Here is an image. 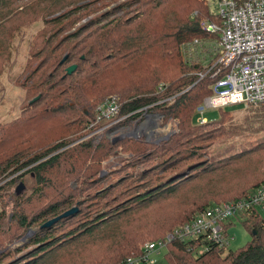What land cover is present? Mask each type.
<instances>
[{
  "label": "trees",
  "instance_id": "1",
  "mask_svg": "<svg viewBox=\"0 0 264 264\" xmlns=\"http://www.w3.org/2000/svg\"><path fill=\"white\" fill-rule=\"evenodd\" d=\"M27 2L0 0V76L11 58L14 30L40 19L46 25L34 38L31 52L38 61L24 82L27 98H40L27 103L17 118L0 123V183L17 175L0 185V193L19 179L26 184L30 173L34 182L18 197L11 219L0 211V264H122L209 206L242 198L264 183V136L215 163L193 161L211 157V144L225 134L233 114L222 111L219 119L195 122L196 109L216 79L210 73L200 79L198 73L206 69L188 60L182 45L209 37L201 25L204 18L213 19L206 0H149L136 22L117 19L113 27L93 30L83 24L64 46L54 44L51 33L56 27L74 28L82 5L34 0L31 8ZM72 64L77 68L68 74ZM112 94L120 96L119 113L89 128L98 105ZM259 104L253 119L264 124V102ZM144 107L178 120V130L160 143L113 139L107 133L97 143L84 138L110 121L139 117ZM118 148L129 153L126 163H141L145 171L100 175L103 162ZM177 165L187 168L170 176ZM50 172L56 180L47 177ZM74 205L77 212L42 227ZM245 218L253 235L245 246L214 247L196 256L192 250L198 242L174 241L166 260L264 264V215L254 211ZM35 226L28 242L12 247Z\"/></svg>",
  "mask_w": 264,
  "mask_h": 264
},
{
  "label": "built area",
  "instance_id": "2",
  "mask_svg": "<svg viewBox=\"0 0 264 264\" xmlns=\"http://www.w3.org/2000/svg\"><path fill=\"white\" fill-rule=\"evenodd\" d=\"M206 1L211 17L217 21L205 19L201 25L208 33L219 35L218 40L211 44L210 39L194 38L182 46L188 60L200 62L206 69V72L198 73L200 79L208 73L216 79L212 85V93L196 109L195 122L198 124L208 122L205 116L207 108L223 109L231 105L250 106L264 102V0H213L216 8L214 13H211V0ZM160 87L163 88V84ZM119 111V96L106 98L98 105L96 120L91 122L89 128L102 120H111ZM140 111L145 117L139 131L149 129L151 133L146 139L150 140L155 132L151 128L157 127L163 116L150 113L147 107ZM121 119L110 121L84 138H92L94 143L104 133L113 139L118 138L120 135L116 137L111 131ZM168 135L159 137L154 142H160ZM254 211L264 215V183L242 198L209 206L187 223L168 232L163 239L146 243L142 255L130 256L122 264L147 261L152 252L168 250L169 244L174 241L198 242L192 250L196 256L214 247L228 249L232 239L228 221L237 216L245 218Z\"/></svg>",
  "mask_w": 264,
  "mask_h": 264
},
{
  "label": "rangeland",
  "instance_id": "3",
  "mask_svg": "<svg viewBox=\"0 0 264 264\" xmlns=\"http://www.w3.org/2000/svg\"><path fill=\"white\" fill-rule=\"evenodd\" d=\"M75 1H76L75 4H78V6L82 5L81 7L77 8V10L80 11L79 14L81 15L80 16L81 18L79 19L78 24L74 28H70L67 31L57 30L58 27H56V29L51 33V34L54 33L51 36L53 39L52 42L54 44L57 45L60 44L61 46L68 45L69 44L68 39L70 34L76 28H78L83 24L86 25L89 24L90 26L89 28L93 30L105 25H108L109 27H113L115 20L117 19L124 20V22L125 21L127 22V20L129 21L133 20L136 22L137 21L136 19L142 18L143 10L149 0H75ZM157 1L160 2L165 0H152V2L158 3ZM33 3L34 0H28L27 5H31ZM210 6H211V13L216 12L215 2L213 0H211ZM32 7L33 6L31 5V8ZM21 8L22 7H19L18 9H16V11H18L19 9L21 10ZM80 8H82V10ZM57 14H59V12ZM205 19H210V18H204L203 20ZM213 20L217 21V19L214 17ZM45 26L46 25L44 24L43 21H41V19L33 23L24 22V24H22L18 29L14 30L12 34V38L10 40L11 42L10 47L12 50L11 58L5 72L0 76V123H4L14 118H17L20 115L22 108L27 103L33 100L32 98H27L28 96L26 93V89L24 87L25 85L24 82L26 81H27L26 83L29 82L28 81V77L30 75L29 73L31 72V69L34 67V64H37L38 61L37 57L36 56L33 57L31 52L34 40H36L34 38H36V35H38V32L40 30H44ZM206 38L210 39V42H212L211 44H213L218 40L219 35L210 34L209 37L207 36ZM185 43H183V45ZM200 58H202V56H200ZM113 95L119 96L118 94H112L109 95L108 97ZM259 107L260 104L252 105V106L237 104V105L228 106L223 109L207 108L205 110V116L208 118V121H214L216 119H219L221 117L222 111H232L233 114L231 118L226 122L227 130L225 131V134L222 137H219L214 144H211V146L213 145L212 147L209 148L211 157H205V158H200L199 160H193L194 163L198 162L204 164V163H208V161H210L211 164L215 163L217 161H220L222 158H224L225 157L224 155H227L229 153L231 154V152L250 146L260 137H263L264 124L257 122L255 119H253V117L256 116V114L260 113ZM144 117L145 114L143 113L139 117L135 119H130L127 122L116 123L115 127L112 129L111 132H114L113 134L116 137L120 135L117 139H122L124 137H133L135 139L143 138L146 141H148L146 138H149L151 131H149V129L147 128L144 131L143 130L139 131L140 129L139 126L144 121ZM158 124L159 125H157V127L153 126L151 128V130H154L155 132L153 133V136L150 137V141L148 142L160 143L165 139H162L160 142H154V141H157L159 137H165L168 134L169 135L167 138H169L173 133H175L178 130L179 121L172 117H170L169 119H165L164 117H162V119L158 121ZM118 149L119 150H117L114 154L110 155L108 159L103 162L102 174L100 173V175L106 176L109 171L110 172L112 171L113 173L115 171H122V170L135 171V173H137L138 171L139 172L145 171L144 165H142L141 163L136 162L133 167H131V165L126 163V159L129 157V153L124 152V150L120 148ZM179 165L182 166V163ZM179 165H177V168L170 171L169 175L171 173L181 172L185 168H187V166H184L178 169ZM192 173H195V171H193ZM49 175L50 178L52 177L53 180H56L57 176L53 175L52 172L48 173L47 177ZM15 176L17 175H13L9 177L7 180L1 182L0 185L5 184L8 181H12ZM30 176L31 173L26 177V184L28 186V189L27 186H25L24 190H22L20 193H17L16 191L17 186L19 185L20 182H23L22 179L21 180L19 179L12 185H8L5 191L0 193L1 194L0 211L2 210L6 211L7 214L6 218L9 217L11 219L13 214L12 209L14 204L17 203L18 201V197L31 190L29 188L33 186L34 182H32ZM115 178H119V177L115 176ZM75 206L78 207V205H74L73 207ZM245 219L246 218L244 217L237 216L231 218L228 221V223L232 222V224L229 227V234L232 238L229 249H235V250L239 249L252 240L253 237L252 231L249 228L245 227V225L243 224V221ZM33 230L35 231L37 230L36 226L35 228H32V231ZM35 231L33 233H35ZM28 232L22 237L20 241L15 242L12 245V247L20 246L21 244L28 242L29 237L33 235L32 232L30 233ZM26 251L27 250H25L24 252ZM162 255L163 257H165V252H163ZM153 256L155 257V255Z\"/></svg>",
  "mask_w": 264,
  "mask_h": 264
},
{
  "label": "water",
  "instance_id": "4",
  "mask_svg": "<svg viewBox=\"0 0 264 264\" xmlns=\"http://www.w3.org/2000/svg\"><path fill=\"white\" fill-rule=\"evenodd\" d=\"M76 68H77V65L76 64L70 65L67 68V73L68 74L73 73L76 70ZM38 98H39V96L38 97H35V99H33L30 102L32 103V102L36 101ZM148 141H150V140H148ZM25 186L26 185H25L24 182H20L19 185L17 186V189H16L17 193H20L22 190H24ZM77 211H78V207L77 206L72 207V208L66 210L65 212L61 213L60 215L54 217L53 219L46 221L45 223H43L42 227H49V226L53 225L54 223H56L61 218L66 217V216H69L71 214H74ZM33 231L30 230L28 233L33 232Z\"/></svg>",
  "mask_w": 264,
  "mask_h": 264
},
{
  "label": "crops",
  "instance_id": "5",
  "mask_svg": "<svg viewBox=\"0 0 264 264\" xmlns=\"http://www.w3.org/2000/svg\"><path fill=\"white\" fill-rule=\"evenodd\" d=\"M163 250H166V251H163ZM163 252H165L166 254L167 249H161L159 251L152 252L149 255V259L147 261H143L139 264H169L168 261L166 260V257H163L162 255ZM153 255H155V257Z\"/></svg>",
  "mask_w": 264,
  "mask_h": 264
}]
</instances>
